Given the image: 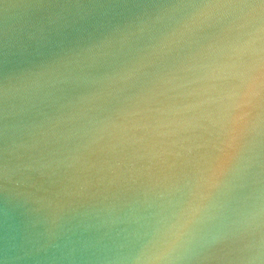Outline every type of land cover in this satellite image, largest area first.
Returning a JSON list of instances; mask_svg holds the SVG:
<instances>
[{
  "label": "water",
  "instance_id": "obj_1",
  "mask_svg": "<svg viewBox=\"0 0 264 264\" xmlns=\"http://www.w3.org/2000/svg\"><path fill=\"white\" fill-rule=\"evenodd\" d=\"M0 264H264V0H0Z\"/></svg>",
  "mask_w": 264,
  "mask_h": 264
}]
</instances>
